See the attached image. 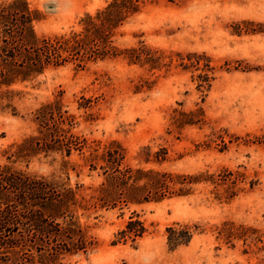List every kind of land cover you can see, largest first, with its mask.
<instances>
[{"label":"rangeland","instance_id":"1","mask_svg":"<svg viewBox=\"0 0 264 264\" xmlns=\"http://www.w3.org/2000/svg\"><path fill=\"white\" fill-rule=\"evenodd\" d=\"M26 1L42 14L35 23L38 34L50 35L78 28L84 13H93L108 0ZM115 38L121 46L141 41L163 51L162 64L150 69L119 56L82 69L69 63L29 81L0 85V164L8 145L35 130L34 110L62 92L64 108L76 116L73 130L101 144L118 141L126 162L133 166L178 173H218L228 168L243 172L244 178L231 199L219 195L230 183L214 187L201 182L187 196L130 204L121 210L78 206L76 219L95 243L63 260L67 264H264V0H144ZM188 52L209 58V86L199 87L198 75L205 71L201 64L190 65ZM198 107L203 111L201 123L181 128L171 123L174 108ZM160 147L166 148V159L156 162L153 154ZM65 159L66 167L59 155L33 159L27 169L63 179L67 172L71 186L82 184L80 191L89 192L87 186L96 182L94 173L89 174L76 152ZM132 210L144 221L147 233L135 242L113 244L114 234ZM224 221L253 228L260 239L227 242L217 233ZM174 222L195 226L197 231L187 244L170 249L165 229Z\"/></svg>","mask_w":264,"mask_h":264},{"label":"trees","instance_id":"2","mask_svg":"<svg viewBox=\"0 0 264 264\" xmlns=\"http://www.w3.org/2000/svg\"><path fill=\"white\" fill-rule=\"evenodd\" d=\"M144 0H108L106 4L86 12L80 17L78 28L50 35H40L35 23L42 14L29 6L26 0H0V85L29 81L49 68L69 63L76 68L122 56L128 63L147 65L150 69L162 64L163 51L143 42L121 46L116 43L119 29L138 13ZM167 57V55H166ZM190 65L205 71L199 74L202 87L212 79L206 71L212 69L204 54L188 52ZM181 63L183 58H181ZM59 92L52 100L34 110L36 128L3 151L5 161L0 164V264H67V254L86 252L94 245V238L86 234L76 219L78 206L116 208L130 204L159 202L164 199L187 196L198 183H211L214 187L227 184L219 194L231 199L244 174L238 170L222 168L218 173H178L164 169L133 166L125 160V149L116 140L89 139L73 130L76 116L64 108ZM81 106V104H80ZM86 107V106H82ZM12 113L15 110L12 108ZM93 120L92 116H89ZM92 117V118H91ZM203 121L200 107L187 111L174 108L171 123L177 128ZM76 152L94 173L96 182L87 186L89 192L80 191L82 184L71 186L65 178L52 174L29 171L33 159L59 155L63 166ZM154 161L166 159V148L160 147ZM52 160H55L52 157ZM149 158H146L148 161ZM23 164V167L20 166ZM72 169L74 167L70 165ZM254 181L250 180V187ZM219 198V195L216 194ZM122 214V212H121ZM148 229L139 214L132 210L114 234L112 243L135 242ZM195 226L174 222L167 226L166 242L170 249L187 244ZM220 237L230 242L234 238L260 239L255 229L224 221L217 227Z\"/></svg>","mask_w":264,"mask_h":264}]
</instances>
